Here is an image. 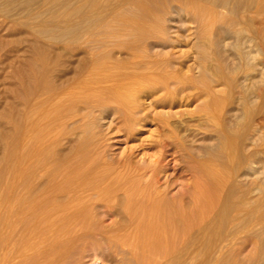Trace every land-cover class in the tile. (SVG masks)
<instances>
[{
    "label": "rangeland",
    "instance_id": "rangeland-1",
    "mask_svg": "<svg viewBox=\"0 0 264 264\" xmlns=\"http://www.w3.org/2000/svg\"><path fill=\"white\" fill-rule=\"evenodd\" d=\"M193 5L203 9L206 25L201 29L192 15ZM145 9L153 13L155 24V29L147 33L136 28L135 23L142 20ZM0 39H58L60 46L81 39L96 54H92L94 58L108 64L105 66L109 71L165 77L158 86L151 85L155 88L134 94L131 116L141 119L127 128L114 105L99 108L91 103L83 107L81 102L79 106L68 105L65 100L63 107L67 111H77L73 116L76 120L66 118L60 125V133L64 134L61 143L67 135L77 143L70 164L89 152L90 160L105 166L103 172L107 174L121 169L123 157L127 160L125 168H132L129 173L134 177L133 166L153 154L151 144L162 138L161 130L163 138L180 143L177 149H183L184 155L188 153L184 156L187 162L191 158L212 159L223 177L209 216H202L200 223L193 217L194 221L192 218L187 224L189 231L175 232L179 239L174 236L170 240V249L155 250L136 244L121 245L122 236L132 240L131 236H127V230H115L123 224L122 219L106 216L100 201L86 206L92 209H87L89 215H81L83 220L75 219L81 222L75 221L76 227L44 233L40 217L35 216L37 212L27 210L20 198L16 199L18 206L15 199L7 196L10 191L21 195L24 189L0 186V264H264V162L259 161L264 129L258 127L255 115L261 105L257 92L264 89V0H0ZM206 92L215 94L216 119L205 117L201 111L204 102L212 100L205 96ZM170 152L166 159H171ZM175 158L166 173L175 172ZM67 164L60 168L64 173L58 176L63 182L57 178L62 184L56 179L53 186L65 183L62 176L69 170ZM187 177L184 175L182 181ZM176 186L171 191H176ZM11 205H17V213L24 206L18 214L21 216L13 218V228L7 226L5 217V209ZM86 226L89 227L84 230Z\"/></svg>",
    "mask_w": 264,
    "mask_h": 264
},
{
    "label": "bare ground",
    "instance_id": "bare-ground-1",
    "mask_svg": "<svg viewBox=\"0 0 264 264\" xmlns=\"http://www.w3.org/2000/svg\"><path fill=\"white\" fill-rule=\"evenodd\" d=\"M191 12L195 21H198L200 29L203 28L206 23L203 18L202 7L193 5L191 6ZM144 14L142 20L135 21L136 28L146 33L151 32L155 29L153 13L151 12L150 14V11L145 9ZM74 40L75 42H71V45L64 44L60 46L58 39H0V186H6L10 189L21 186L24 189L21 195L10 191L7 196L15 200L20 198L27 210L37 212L38 215L35 214V216L40 217L38 218L41 219L40 228L43 230L37 229V232L42 231L52 234L57 229L60 231V228H62L61 230H66L63 227L74 225L75 219H80L81 215L85 216L88 213L87 209L89 208H86V206L94 201H100L106 216L114 215L117 219L118 217L122 219L123 224L121 222V225L115 227V230H122V232L127 230L129 232H127L129 234L127 236H131L129 238L132 240L124 239L125 237L122 236V241H118L121 245L136 244V246H146L150 250L155 247L168 248L169 244H171L170 240L177 236L175 232L180 229L181 231L186 229L190 219L194 217L197 220L202 218V216L205 218L211 212L210 208L215 202L214 200L217 199L216 196L213 200L214 195L223 182L219 167L213 163L212 159H204V157L200 161H197L199 158H191V162H187L184 156L187 157L188 153L185 151L187 154L185 153L186 155H184L182 148L183 151L177 149L176 144L178 143H173L174 141L171 142V140L168 141L166 136V138H163L164 136L162 135L164 134L160 132L161 130H159V137L161 136L162 138L152 141L151 145L155 148L153 154L142 158L140 162L137 161L136 167L133 166L134 169L131 173L136 170V176L134 175L136 182L133 175L131 174L132 176H130L129 173L132 171L131 166L128 165V168L129 166L131 168H129L130 171H128L127 167L125 168L127 160L123 159V157L121 158V165L124 164L121 169L119 167L118 169L120 170L107 172V174L105 171L103 172V167L105 166L96 165L90 160L89 152L86 154L84 152V155L81 158L79 157V161L75 164L74 162L70 164L71 160L69 161V159L76 142L71 138L72 136L67 135L64 143H61L60 137L64 134L62 131L60 133V125L66 118L77 119V117H73L77 111H73L74 113L67 111L63 107V103L68 101V105H77L78 102H81L83 107L84 104L90 105L91 103L97 104L98 107L108 104L114 105L115 112L119 114L123 125L127 128V125L133 121L136 120L138 122L141 119V116H136V119L131 116L135 106L133 102L134 94L150 87L153 88L154 86L151 85L154 83H158V86L159 83L165 81L163 74L155 78L138 71V73L135 72L136 75H129L122 70H114L112 68L111 72L106 69V63L98 61L97 57L94 58L96 54L91 53L85 47V44H82L84 41L81 39ZM130 50L132 52V49ZM130 55L133 54L131 53ZM201 56L203 55L201 54ZM160 60H162V57ZM148 62L147 65L152 67L153 65L151 66L150 62ZM106 65L108 66V64ZM93 69L98 71L96 72ZM162 72L159 71V73ZM259 89L257 97L260 99L261 105H259L260 109H257L258 112L255 115L258 127L264 129V89ZM212 91L210 90V92ZM206 93L205 96L209 95L212 100H206L203 108L200 106L201 111L205 114V117H214L216 119L215 117L217 116L215 115L218 114L217 105L214 102L215 98L213 97L215 94ZM65 100L66 102H64ZM64 106L67 105L64 104ZM84 140L86 141L87 139ZM81 146L80 149H83ZM167 152H170L171 159H166ZM231 154L234 153L232 152ZM260 154L262 155L259 161L264 162V145H262ZM175 157L177 162H172L175 172L168 174L166 170L170 168V162ZM63 162L65 164L68 163L67 165L70 164L68 166L69 170L66 169L67 171L62 176L65 183L63 185H58L57 183L58 186H53V183L59 178L58 176L64 173V171L60 172V168L65 166V164L62 165ZM63 168L61 170H65ZM178 170L180 171L178 172ZM186 174L189 177L182 181V177ZM59 180L57 179V182L62 181ZM62 182L60 183L62 184ZM174 184H178V188L176 186L177 190L171 191ZM18 204L19 201H17ZM12 205L8 206V208L6 206L7 209H5V217L8 220L5 219L9 221V224H7L8 222L5 220V224L10 227L13 226H11L13 218L16 214L17 216L21 214L24 208L21 205L23 206L22 210H20L21 213H17V205L16 207ZM24 213L23 215L26 219V212ZM31 216L29 215V217ZM84 216L81 218L82 220ZM33 219L36 221L35 217ZM87 220L86 222L88 223ZM201 221L203 220L200 219L197 222L200 223ZM197 222L195 223L197 224ZM29 223L31 222L29 221ZM31 224H33V221ZM76 225L71 227H76ZM89 225L92 226L91 224ZM79 226V229H82V226ZM87 227L89 226L83 227L84 230H87ZM12 228L7 231L11 232ZM28 228H31V226ZM69 232L71 233V231ZM36 234L33 233L35 237ZM135 237L136 240L134 241Z\"/></svg>",
    "mask_w": 264,
    "mask_h": 264
}]
</instances>
